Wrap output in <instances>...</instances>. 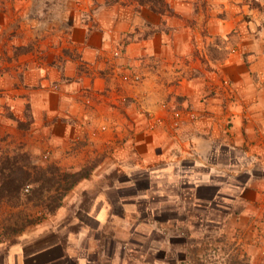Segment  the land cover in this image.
<instances>
[{
    "label": "crops",
    "instance_id": "0c3cea01",
    "mask_svg": "<svg viewBox=\"0 0 264 264\" xmlns=\"http://www.w3.org/2000/svg\"><path fill=\"white\" fill-rule=\"evenodd\" d=\"M163 1L117 0L94 16L97 25L75 14L69 32L66 25L52 34L28 24L35 48L11 63L16 70L9 81L0 78V115L9 107L20 120L29 117L26 134L37 142L27 148L52 150L55 160L77 143L75 155L58 165L78 167L92 155L94 178L105 171L111 180L122 167L127 179L90 206L62 207L10 238L0 221V264H172L195 239L161 236L163 230H217L221 251L228 227L240 259L264 264V89L259 95L249 81L238 84V55L216 64L199 58H208L212 35L226 36V20L205 22L199 14L205 34L188 23L195 3ZM209 66L219 71L217 85L221 77L231 79V100L211 92ZM136 75L141 82H134ZM163 105L184 108L187 121L177 129L157 123L167 115ZM8 127L0 124V132L20 133ZM141 181L147 186L128 191Z\"/></svg>",
    "mask_w": 264,
    "mask_h": 264
},
{
    "label": "rangeland",
    "instance_id": "374dc122",
    "mask_svg": "<svg viewBox=\"0 0 264 264\" xmlns=\"http://www.w3.org/2000/svg\"><path fill=\"white\" fill-rule=\"evenodd\" d=\"M128 1L137 2L138 0ZM144 1L148 2L149 0H142V2ZM251 1L252 0H191V3H195L192 17L195 19L189 20L188 23L193 29L198 28L200 32L206 34V29L208 28H206L205 23L200 24L201 26L197 25L198 22L196 17L199 16V14L204 15L205 22L210 17L212 19L217 18L226 20L229 23L225 28V30L228 31L226 36L220 37L212 35L208 51L206 52L208 58L205 53H202L203 55L201 54L202 57L199 54V58L216 64L217 61L224 59L226 56L229 58V54H233L234 57L238 55V84L241 85L243 83L244 85L249 81V84L252 85L250 88L253 93L256 94L257 90V93L260 95L261 90L264 89V12L259 8H250ZM258 1L263 3V0ZM114 2H117V0H31L30 5L24 7L26 0H0V13H5L3 17L0 16V78H4V82L9 81L10 76H8V74L12 75L13 70H16L12 67L11 63L34 51L35 46L33 43H29L27 38L28 34L26 30L28 29V24H34V27L39 31L52 30V34H56L55 31L58 29L63 30L62 28L66 25V30L69 32V19L77 14V16L82 17L81 20L83 23L97 25V19L94 20V16L98 15L100 12H106L107 8ZM18 3L21 5L20 8L15 7ZM17 7L19 6L17 5ZM170 12L174 13V11L171 10ZM174 14L182 19L180 14L176 12ZM12 20H14V22L11 23ZM220 23L222 22H216V24L212 26L211 31L214 32L220 29L222 26ZM231 28L233 30L229 31ZM207 41L209 40L205 39V43ZM119 55L120 53L117 52L114 54V57H118ZM105 62L110 63L112 66L111 59H108V61L105 60ZM90 64L91 63L84 61L81 65L89 72L90 70H94V68L91 69L93 65ZM209 67L211 72H214L210 75L212 78H209V88L211 92L223 96L226 95L227 100H231V95L234 93L232 91L233 86L231 79L227 76L225 78L221 77L222 82L217 85L216 79H218L219 71L216 70L215 66ZM119 75L120 74H118V76ZM137 76H139L138 82H141L142 77L140 75ZM225 80H227V83H225ZM222 84H224L226 89H224ZM54 89L58 90L59 86L54 85ZM218 89L219 91H217ZM85 96H87L85 97V104L91 105V93L86 92ZM163 109L166 111L167 115L160 117L158 120L156 119L157 123H162L165 127L169 126V128L172 129V117L170 113L172 108L168 107V105H163ZM183 109L184 108H179L178 110ZM3 117H5V120ZM25 119L24 121L17 118L12 114L9 107L3 112L2 116L0 115V124L5 123L6 126H9L8 128L13 127L20 131V133L13 135L11 133L6 134L0 132V163L7 157H10L15 158L20 165L27 168H31L35 165L46 167L47 165L55 164L63 170H81L85 167L91 168V166L94 165L93 174L96 172L98 166L96 165V161L92 160V155H89L84 165L78 167L58 165V162H62V157L68 158L75 155V148L78 147V145H76L77 143L72 142L73 145L70 150L66 148L62 150L61 154L57 155L59 157L57 160H55L56 155L53 154L52 150L36 151L28 149L27 147L29 145H36L37 141L31 142V137L29 138V136H27L26 132L29 128L30 119L27 116ZM227 120V127H231L233 123L231 122L232 118H228ZM17 121H20L21 124L19 125ZM231 153L233 156L237 154L235 149L230 151L229 155H231ZM132 169H135L134 172L138 173V168L132 167ZM130 172L127 173L133 175V172ZM101 173L104 176L98 180L94 178V176L88 180H83L65 198L63 207H88L93 203L95 197L100 192L105 193L112 184H120L119 181L127 179V176H125L126 172H123L122 167H115L114 172L112 171L110 173L111 180L106 179L105 171ZM145 183V181H141L134 188H129L128 191L132 192L135 189L144 188V186H147V183ZM236 206L238 207V204H236ZM55 214L44 216L42 207L35 206L33 203L26 201V199H22L17 205H14L12 201L0 202V221L3 223L2 231L3 234L7 237L9 236V238L16 234H20L31 225H36L44 220H48L49 216H55ZM72 215V213L64 214L63 212L60 214L62 217ZM41 218L42 220L39 221ZM35 220L38 222L30 224L31 221ZM229 224L231 225L232 223L228 222V226ZM230 234H233V231L228 227L227 242L225 241L226 239H223L225 241V246H223L221 251L217 246V241L219 239L217 230H163L161 236L179 235L180 237L195 239L194 245L191 246L190 243L188 247H184L183 251L176 256V261L172 264H251V262L247 261V256L245 259H240L241 253L240 250L238 252V240L232 242V239L229 238ZM210 236L212 238L206 240ZM150 237L151 239H158L160 236L154 235L153 238L151 235ZM213 237H215V240H213ZM154 245L151 248H155Z\"/></svg>",
    "mask_w": 264,
    "mask_h": 264
},
{
    "label": "trees",
    "instance_id": "16d2710c",
    "mask_svg": "<svg viewBox=\"0 0 264 264\" xmlns=\"http://www.w3.org/2000/svg\"><path fill=\"white\" fill-rule=\"evenodd\" d=\"M155 1L164 5L163 0ZM263 3L252 0L250 8H259L264 12ZM17 122L21 124L20 121ZM94 168L93 165L81 170H63L55 164L27 168L15 158L7 157L0 163V202L12 201L17 205L22 199H26L35 206L42 207L44 216L53 215L63 207L65 198L71 191L83 180L92 178ZM41 220L42 218L39 219ZM37 222L31 221L30 224Z\"/></svg>",
    "mask_w": 264,
    "mask_h": 264
},
{
    "label": "built area",
    "instance_id": "2783aa9c",
    "mask_svg": "<svg viewBox=\"0 0 264 264\" xmlns=\"http://www.w3.org/2000/svg\"><path fill=\"white\" fill-rule=\"evenodd\" d=\"M139 81V76H134V82ZM186 116L182 110H173L171 111V127L172 129H177L179 128L184 122L187 121Z\"/></svg>",
    "mask_w": 264,
    "mask_h": 264
}]
</instances>
